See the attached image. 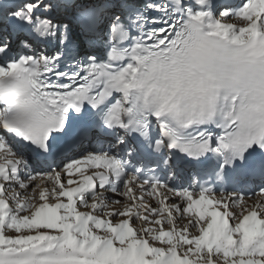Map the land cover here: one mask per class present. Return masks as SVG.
<instances>
[{"label":"snow or ice","instance_id":"obj_1","mask_svg":"<svg viewBox=\"0 0 264 264\" xmlns=\"http://www.w3.org/2000/svg\"><path fill=\"white\" fill-rule=\"evenodd\" d=\"M0 264H264V0H0Z\"/></svg>","mask_w":264,"mask_h":264},{"label":"bare ground","instance_id":"obj_2","mask_svg":"<svg viewBox=\"0 0 264 264\" xmlns=\"http://www.w3.org/2000/svg\"><path fill=\"white\" fill-rule=\"evenodd\" d=\"M108 195H112L111 193H109Z\"/></svg>","mask_w":264,"mask_h":264}]
</instances>
